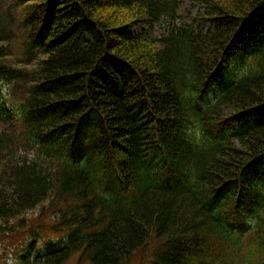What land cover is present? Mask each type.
I'll use <instances>...</instances> for the list:
<instances>
[{
    "label": "trees",
    "instance_id": "trees-1",
    "mask_svg": "<svg viewBox=\"0 0 264 264\" xmlns=\"http://www.w3.org/2000/svg\"><path fill=\"white\" fill-rule=\"evenodd\" d=\"M193 1L180 24V0H20L0 239L39 213L23 264H264V0Z\"/></svg>",
    "mask_w": 264,
    "mask_h": 264
},
{
    "label": "rangeland",
    "instance_id": "rangeland-1",
    "mask_svg": "<svg viewBox=\"0 0 264 264\" xmlns=\"http://www.w3.org/2000/svg\"><path fill=\"white\" fill-rule=\"evenodd\" d=\"M181 9L179 11L180 18L178 22H191L195 17H198L200 13H204L207 4H198L193 0H180ZM23 5L20 4V0H0V31L4 30V37L6 39H11V48L8 53V60H10L16 68L21 67H32L33 62L28 60V49L25 44L26 39V28L23 24ZM151 29H149L150 31ZM155 34H161L164 31L163 25H158L153 29ZM237 62L232 64L234 67ZM27 90L19 82L9 83L4 85V93L7 96V105L9 109H14L15 106L23 101L26 96ZM22 131L21 118L15 116V119L7 122L0 116V134L1 133H16ZM25 156L32 159L33 154H24ZM1 175V174H0ZM1 188L10 185V181L7 176L3 177ZM131 198V197H130ZM40 211V209H39ZM27 217L25 228L21 229L20 236H12L11 238L0 239V255L7 254V258L0 259V264H23L21 256L27 254V245L30 243L31 238L26 239L33 231L34 228H38L39 219L33 221L34 218L39 216V213L34 210L24 213ZM34 215V216H32ZM7 222L6 220H4ZM4 221H0V232L5 229L7 224ZM12 222V221H11ZM20 238V239H18ZM47 238V237H45ZM13 243V244H10ZM7 244V245H6ZM39 245V246H38ZM18 246V247H17ZM47 250L48 246L43 245V242H38L36 249ZM43 247V248H42ZM42 248V249H41ZM7 252V253H6ZM137 256H139L137 254Z\"/></svg>",
    "mask_w": 264,
    "mask_h": 264
}]
</instances>
